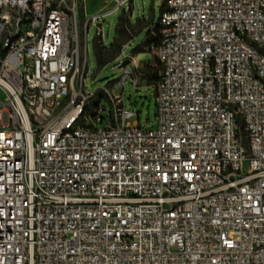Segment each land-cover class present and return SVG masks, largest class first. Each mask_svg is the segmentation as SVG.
Instances as JSON below:
<instances>
[{"label": "built area", "instance_id": "built-area-1", "mask_svg": "<svg viewBox=\"0 0 264 264\" xmlns=\"http://www.w3.org/2000/svg\"><path fill=\"white\" fill-rule=\"evenodd\" d=\"M159 29L142 128L84 92L72 0H0V264H264V0H165Z\"/></svg>", "mask_w": 264, "mask_h": 264}, {"label": "rangeland", "instance_id": "rangeland-1", "mask_svg": "<svg viewBox=\"0 0 264 264\" xmlns=\"http://www.w3.org/2000/svg\"><path fill=\"white\" fill-rule=\"evenodd\" d=\"M76 7L77 20L82 33L85 58L87 47V71L84 79V92L95 96L92 104L110 106L106 95L98 90L108 86L115 93H122L125 108L135 114L128 119L129 124L138 122L142 128L157 127L156 86L154 80L144 75V69L154 67L156 47L147 43L153 33L164 8V0H128L118 6L120 0H72ZM99 16L97 20L94 17ZM122 16V20L119 18ZM88 27H87V26ZM119 30L116 31V27ZM124 29H126L124 31ZM99 30L101 33L98 34ZM116 39L114 41V38ZM104 44L105 59L100 65L96 60L94 42ZM115 42L120 49L111 46ZM128 58L133 64L137 76L127 75L121 88L116 87L117 80H122L121 70L116 66L122 59ZM136 63L138 67H136ZM150 70V73H154ZM147 72V71H146ZM149 72V71H148ZM106 115V112L102 113ZM106 118L102 126L106 125Z\"/></svg>", "mask_w": 264, "mask_h": 264}, {"label": "trees", "instance_id": "trees-1", "mask_svg": "<svg viewBox=\"0 0 264 264\" xmlns=\"http://www.w3.org/2000/svg\"><path fill=\"white\" fill-rule=\"evenodd\" d=\"M164 6H165V0H164ZM164 9V8H163ZM119 20H122V16L119 18ZM119 30V27L117 25L116 27V31ZM126 29H124L125 31ZM116 39V36L114 38V41ZM153 43L155 45V47L159 44L160 42V29H159V21L158 23L155 25L154 27V31L152 34L149 35L148 39H147V43ZM111 46H116L117 49L121 48V45L115 42L112 43ZM94 48H95V55H96V60L98 62V64H102L103 61L107 58H105V54L103 53V49H107L106 47H104V44L100 45L98 42H94ZM145 67H149L148 70L145 68L144 69V75L148 76L150 80H154V82H156L157 78H158V73H159V67L154 66V67H150V66H145ZM155 68H158V70H156V72L154 73H150V70L154 71ZM147 71V72H146ZM149 71V72H148ZM101 93V92H100Z\"/></svg>", "mask_w": 264, "mask_h": 264}, {"label": "crops", "instance_id": "crops-1", "mask_svg": "<svg viewBox=\"0 0 264 264\" xmlns=\"http://www.w3.org/2000/svg\"><path fill=\"white\" fill-rule=\"evenodd\" d=\"M133 64H134V62H133ZM136 67H138L137 63H136Z\"/></svg>", "mask_w": 264, "mask_h": 264}]
</instances>
